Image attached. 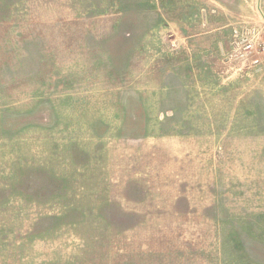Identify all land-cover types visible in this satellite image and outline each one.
<instances>
[{
    "label": "rangeland",
    "instance_id": "obj_1",
    "mask_svg": "<svg viewBox=\"0 0 264 264\" xmlns=\"http://www.w3.org/2000/svg\"><path fill=\"white\" fill-rule=\"evenodd\" d=\"M0 264H264V0H0Z\"/></svg>",
    "mask_w": 264,
    "mask_h": 264
},
{
    "label": "built area",
    "instance_id": "obj_2",
    "mask_svg": "<svg viewBox=\"0 0 264 264\" xmlns=\"http://www.w3.org/2000/svg\"><path fill=\"white\" fill-rule=\"evenodd\" d=\"M244 48H245V52H247V51H250L251 50L252 46L249 43H246L244 45Z\"/></svg>",
    "mask_w": 264,
    "mask_h": 264
}]
</instances>
